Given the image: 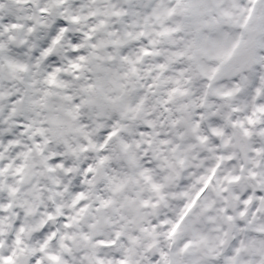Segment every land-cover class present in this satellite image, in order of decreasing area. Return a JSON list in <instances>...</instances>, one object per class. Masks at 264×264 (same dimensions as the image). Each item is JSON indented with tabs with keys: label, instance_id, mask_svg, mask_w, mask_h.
Instances as JSON below:
<instances>
[{
	"label": "snow or ice",
	"instance_id": "obj_1",
	"mask_svg": "<svg viewBox=\"0 0 264 264\" xmlns=\"http://www.w3.org/2000/svg\"><path fill=\"white\" fill-rule=\"evenodd\" d=\"M0 264H264V0H0Z\"/></svg>",
	"mask_w": 264,
	"mask_h": 264
}]
</instances>
